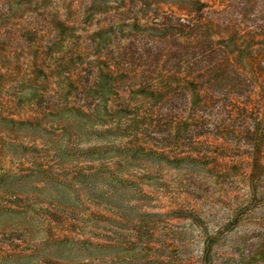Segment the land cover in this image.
<instances>
[{"label":"rangeland","instance_id":"obj_1","mask_svg":"<svg viewBox=\"0 0 264 264\" xmlns=\"http://www.w3.org/2000/svg\"><path fill=\"white\" fill-rule=\"evenodd\" d=\"M108 1L0 0V246L31 250L52 229L140 264H264V175L252 184L244 150L191 148L144 126L136 90L93 88L101 56L143 41Z\"/></svg>","mask_w":264,"mask_h":264},{"label":"trees","instance_id":"obj_2","mask_svg":"<svg viewBox=\"0 0 264 264\" xmlns=\"http://www.w3.org/2000/svg\"><path fill=\"white\" fill-rule=\"evenodd\" d=\"M107 1L90 0L100 6ZM114 2L122 11V21L135 22L132 28L143 41L131 39L119 57L106 54L98 59L96 92L119 98L122 91L136 90L148 107L142 120L146 128L161 129L175 140L186 135L191 148L204 139L208 148L244 150L250 181H260L264 175V0ZM161 5L171 7L173 14L158 17ZM140 42L146 45L141 53ZM119 107L127 112L124 104ZM191 154L185 159H199ZM219 175L224 178L229 170ZM3 177L2 192L10 194L12 180ZM0 264L140 262L133 255L127 257L120 243L102 235H64L49 229L43 242L31 250L0 246Z\"/></svg>","mask_w":264,"mask_h":264}]
</instances>
